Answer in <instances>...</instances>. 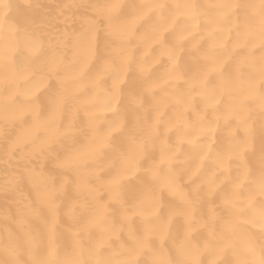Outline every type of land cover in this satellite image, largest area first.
Wrapping results in <instances>:
<instances>
[{
  "label": "snow or ice",
  "instance_id": "obj_1",
  "mask_svg": "<svg viewBox=\"0 0 264 264\" xmlns=\"http://www.w3.org/2000/svg\"><path fill=\"white\" fill-rule=\"evenodd\" d=\"M2 4L3 0H0V6ZM79 6L80 3L77 2L64 3L60 14L64 15L66 11L71 14V10ZM241 7L250 10L254 21L242 28L237 19V10ZM125 8V4L118 0L92 2L89 5L90 14L78 18L82 22L81 31H64L61 35L49 36L47 42L41 36L30 33L17 39L16 30L7 29L12 42L0 46V85H11V88L8 94L0 95V119L8 123L30 115L32 120L8 142L6 151H0V163L15 159L14 153L17 150H20L22 159L25 156H42L58 136L72 130L74 118L80 111L87 116L88 125L93 131L99 116L111 113L113 118L108 121L103 134L93 135L87 146L71 149L56 160L55 167L77 176L75 190L95 201L87 222L73 233V254L59 261V264H136V258L145 251L151 253V264H200V255L209 247V243L205 241L201 248L193 241V233L206 228L210 239L216 240L214 225L218 213L215 208L209 207L207 219H198L194 215L200 203V186H194L190 193L182 186L173 167L175 146L169 143V134L173 131L176 133L177 145H191L201 163H211L213 176L216 171H226L228 162L233 158H239L243 162L247 145L229 142L227 151L217 152L216 132L221 121L226 122L232 117L243 123L240 107L244 100L253 98L257 100L261 110H264V92L260 91L264 86V0H251L243 6L239 0H214L204 4L197 0H173L172 3L147 0L135 5L130 13H126ZM69 18L70 15L65 16V19ZM142 21L148 22V27L140 32L134 31V26ZM2 32L4 29L0 26V33ZM233 32L236 33L235 39L232 37ZM101 33L104 36L102 50L99 46ZM166 37H170V40L166 41ZM3 39L0 35V40ZM206 39L207 46L201 50V44ZM187 42H190L187 51L195 52L196 57L192 59L198 61L196 70L190 76L185 75V68L182 66V57L186 51L184 45ZM21 44L29 58L41 56L45 48L50 50L41 63L40 75L26 89H21L19 83L29 79L33 73L18 72L14 62ZM69 47L72 49V58L66 60L65 51ZM137 48L143 50V55L135 56ZM153 48L158 49L155 55H152ZM257 49L260 50L259 55H255ZM145 57L150 59L146 60ZM94 64L97 66L95 70ZM153 65L160 66V71L155 76L151 70ZM132 73L141 78L142 90L140 95L131 96L130 102L145 113L147 109L144 108V94L150 96L153 101L152 118L149 121L145 116L144 123L141 124V117L138 116L136 124L126 130V120L120 108L121 89ZM50 77L56 80L59 90L50 97V108L47 115L42 116L38 97L48 88ZM212 77L215 80L210 83ZM108 78L111 80L110 88L103 84ZM181 84L185 90L183 93L179 91ZM87 89L92 90L91 94L73 105V118L61 129L59 123L63 120L65 105ZM100 93H103V99L98 104ZM18 95L23 97L22 102H17ZM197 97L201 103L199 111L194 105ZM225 98L233 104L227 111L220 112L219 106ZM172 105L175 106V118L163 120V114ZM189 112L193 114L192 119L188 118ZM209 112L213 113L211 120L206 119ZM121 133L125 134L128 147L126 151L118 152L119 164L113 174L104 178L101 176L104 169L95 168L80 175V170L90 161L112 147L113 135ZM146 145L156 150V156L149 160L146 167L141 168ZM188 158L191 159L192 156ZM259 166L261 175L253 182L255 193L249 196V203L256 196L264 199V154L260 157ZM200 170V166H197L195 172ZM26 171L36 178L38 199L52 210V221L48 226V259L37 261L36 264H53L57 250L55 197L64 191L69 180L65 176L63 182L56 185L54 178L34 167ZM140 171L150 177L155 191L149 189L131 210L124 207L122 220L130 221L133 217H139L143 222V234L138 236L129 230L128 237L134 247L126 249V255L121 250H113L109 257L101 258L100 250L113 238L118 239L123 227L111 222L108 205L118 202L123 207L120 199L121 185L129 176ZM249 173L247 164L242 163L241 172L233 182L231 192L222 200V206L233 211L232 217L224 221L225 232L235 231L242 203L240 190L250 181ZM90 178H94L96 183H91ZM15 183V175H9L4 179L2 187L8 190ZM100 188L108 193V200L98 199ZM161 192H166L180 205L170 207L164 218L160 216L163 207ZM86 205L85 199L74 201L67 214L74 215L77 207L83 208ZM25 209L29 214L36 213V209L30 204L25 205ZM178 217L183 219L184 230L183 235L173 241L176 252V259L173 261L166 251L153 248L151 241L154 238L161 241L168 238L171 225ZM154 219L157 220L156 223H153ZM249 222L264 233V206L256 210ZM92 229L102 235L92 248L85 251L81 245L80 233H88ZM28 239L30 243H34L30 234ZM220 240L223 241L222 246L209 264H217L219 253L233 244L231 239L223 236ZM0 244L6 251L12 252L10 237L6 244L0 238ZM246 251L253 258L238 257L236 264H264V249L256 253L251 245H246Z\"/></svg>",
  "mask_w": 264,
  "mask_h": 264
},
{
  "label": "bare ground",
  "instance_id": "obj_2",
  "mask_svg": "<svg viewBox=\"0 0 264 264\" xmlns=\"http://www.w3.org/2000/svg\"><path fill=\"white\" fill-rule=\"evenodd\" d=\"M77 2L80 3L78 8L72 9L71 14L67 11L61 15V10L64 3ZM97 0H3L0 6V26L3 27L4 32L0 33L4 37L0 40V46L12 42V37L7 31L9 28L16 30L15 37L17 39L23 37L25 34L39 35L46 42L49 36L61 35L64 31L69 33L79 32L82 29V22L79 17L89 15V5ZM124 3L125 12L130 13L135 5L147 2V0H118ZM162 2L172 3L173 0H162ZM198 3H210L214 0H197ZM240 4L246 5L251 0H239ZM238 23L241 28L245 24H252L250 10L246 7H241L237 10ZM70 15L69 19L65 16ZM148 22H140L134 26V31L140 32L145 30ZM203 27V25H202ZM219 35V34H217ZM233 39L236 33H232ZM166 41L170 37L165 38ZM104 36H100V48L104 47ZM207 39L202 42L201 50L207 46ZM231 43V41H229ZM71 44V41H69ZM190 42L185 43L186 49L182 57V66L185 68V75L190 76L196 70L198 61L192 59L196 57L195 52H188ZM158 49L153 48L152 55L157 53ZM242 52L245 50H241ZM50 50L45 48L44 52L39 57L29 58L28 53L24 50L21 44L14 57L15 68L20 73L32 72L33 75L27 80H21L19 87L21 89L29 88L40 75V66L45 56L49 54ZM260 50L257 49L255 55H259ZM143 55V50L137 48L135 56ZM66 60H71L72 49L67 48L65 51ZM150 59V57H145ZM93 65V70L96 69ZM152 75L155 76L160 71V66H151ZM91 75V72L89 73ZM151 78V77H149ZM214 77L211 78L210 83H213ZM110 78L103 81L104 86L110 88ZM11 85H0V95L8 94ZM59 90L58 84L54 78H49V86L38 97L41 104V115H47L50 108L49 99ZM142 90V80L136 76L135 73L129 75L128 82L125 83L121 89L120 108L121 114L126 120V130L131 129L137 122V117L140 116V123H144V117L150 121L152 118V98L144 94V108L147 109L145 113L141 112L140 108L135 107L130 102V97L133 95H140ZM91 89H87L78 94L74 99H70L65 105V112L63 120L59 123L61 129L70 118H73V105L85 99L91 94ZM179 91L183 93L184 86H179ZM264 92V86L260 88ZM17 102H22L23 97L17 96ZM103 99V93L98 96V104ZM243 100V97H241ZM233 104L232 101L225 98V101L219 106L218 111L225 112ZM197 111L201 108V103L197 97L194 102ZM175 106H170L162 116L163 120L174 119ZM240 114L243 117V123L239 122L235 117L225 121H221L216 132L215 148L217 152H225L229 147V142L239 144L241 146L247 145L244 151L243 162L239 158L231 159L228 169L219 170L213 176V165L207 161L201 163L199 157L192 151V146L183 143L176 144V133L173 131L169 134V143L175 146V160L173 167L176 170L180 182L184 189L191 192L196 185L200 186V203L196 207L194 215L200 219H207L209 207L215 208L218 213V219L215 222V232L217 234L216 240H211L207 229H200L193 233V241L201 248L204 242L208 241L209 247L200 255V264H209L213 256L217 255L218 249L222 246L223 241L220 237L231 239L233 244L231 247L224 248L219 253L217 264H236L238 257L252 259L253 256L246 251V245H251L256 253L264 249V233H261L257 228L253 227L252 220L256 210L264 206V199L256 196L251 203L248 198L255 193L254 181L261 175V168L259 160L264 154V110L258 106L257 100L249 98L244 100L240 107ZM112 114H101L98 118L95 131L88 125V118L83 111H80L74 118L72 130L64 135L58 136L50 145L48 150L42 156L36 158H29L25 156L21 158L20 150L14 153L15 159L7 163H0V238L6 244L11 238L12 252L6 251L4 246L0 244V264H36L37 261L48 259V226L52 221V210L50 207L41 202L37 197L36 178L31 177L27 173V169L36 168L42 171L48 177L54 178L53 182L59 185L63 182V177L67 176L69 182L65 185L64 191L60 192L55 197V233H56V258L53 264H59V261L73 254V233L76 229L83 226L94 207L95 201L82 196L75 190L74 185L77 182V176L72 172H65L55 167L56 160L62 158L65 153L71 149L83 148L91 141L93 135L103 134L107 127L108 121L112 119ZM188 118L192 119L193 114L188 113ZM207 120L213 119V113L209 112L206 116ZM31 116L26 115L22 120L6 123L0 119V151H6L7 144L13 140L18 133L31 123ZM231 133V135H229ZM43 135V133H41ZM112 147L105 149L94 161H90L84 169L80 170V175H84L87 171L101 168L104 171L101 176L106 178L113 174L118 167V152L127 150V140L125 134H114L111 141ZM27 151V148H25ZM158 155V153H157ZM192 156L189 159V156ZM156 150L152 147L145 146V159L141 163V168L147 166L150 159L155 158ZM242 163H246L250 169V181L246 182L240 190L241 210L238 213L239 219L236 222L235 231L228 233L224 231V221L232 217L233 211L222 206V200L225 195L231 192L232 184L237 180L238 175L242 169ZM111 165V166H109ZM197 166H200V172H195ZM15 175L16 183L14 187L5 190L2 185L4 179L9 175ZM90 182L95 184L96 180L90 178ZM211 185V186H210ZM152 189L155 191V186L150 177L143 171L137 172L135 175L129 176L121 185L120 199L121 203H109V219L115 226L122 225V230L119 233V238H113L109 243L100 250V257L107 258L111 255L113 250H121L126 255V249L134 247L133 242L129 239V230L136 235L143 234V222L139 217H133L130 221L122 220V213L124 207L131 210L142 199L144 194ZM41 190L43 188L41 187ZM211 193V194H209ZM160 197L163 207L161 208V218L166 217V213L170 207H179V202L168 196L166 192H161ZM108 193L100 188L98 199L101 201L108 200ZM87 200L86 207H77L74 215H68V209L72 203L77 200ZM30 204L33 209H36L35 214H29L25 205ZM23 213V215H21ZM157 220L154 219L153 223ZM184 223L183 219L178 217L170 228L168 238L163 241L154 238L151 241L152 247L166 251L167 254L174 261L176 259V252L173 246L174 239H179L183 235ZM33 237L34 243H30L28 236ZM101 233L96 229L90 230L88 233L81 232L80 239L82 248L86 251L92 248L96 241L101 238ZM123 245V248L121 247ZM86 258V257H85ZM136 264H151V253L145 251L136 258Z\"/></svg>",
  "mask_w": 264,
  "mask_h": 264
}]
</instances>
